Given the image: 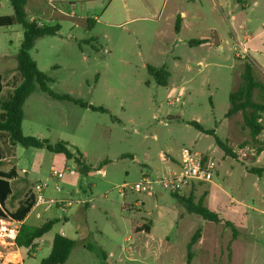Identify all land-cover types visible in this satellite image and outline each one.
Returning <instances> with one entry per match:
<instances>
[{
  "label": "rangeland",
  "instance_id": "1",
  "mask_svg": "<svg viewBox=\"0 0 264 264\" xmlns=\"http://www.w3.org/2000/svg\"><path fill=\"white\" fill-rule=\"evenodd\" d=\"M252 7L243 12L242 0L27 1V21L60 26L55 35L37 39L31 51L52 80L49 87L104 111L52 99L36 84L23 105V133L51 144L67 142L95 168L106 163L82 175L64 155L12 145L9 135L0 133L8 159L0 169L17 175L9 210L46 182L44 203L26 224L57 220L31 252L22 248L23 264H40L49 256L56 234L76 241L65 264H188L187 247L198 230L190 264H264V174L249 171L264 167V151L256 152L264 148V131L256 144L241 113L226 117L230 94L250 60L239 40L246 33L254 37L264 21ZM13 14L11 1L0 0V16ZM23 39V25L0 28V100H8L22 82L17 57ZM201 40L206 42L194 43ZM149 67H166L168 85L159 84ZM257 76L264 82V75L257 71ZM193 123L215 130L237 158L226 156L215 136ZM184 148L214 163L213 183L180 197L159 186L149 193L121 192L142 174L157 178L179 170ZM54 171L63 177H53ZM191 195L193 203L203 199L222 221L190 212L182 198Z\"/></svg>",
  "mask_w": 264,
  "mask_h": 264
},
{
  "label": "trees",
  "instance_id": "2",
  "mask_svg": "<svg viewBox=\"0 0 264 264\" xmlns=\"http://www.w3.org/2000/svg\"><path fill=\"white\" fill-rule=\"evenodd\" d=\"M13 6L14 14L7 16H0V28L12 27L15 25H23L24 27V39L18 54V69L22 77V82L18 85L8 100H0V110L4 112L5 118L0 120V133H7L9 135L10 143L12 145L20 144L25 148L46 149L49 152L55 154L64 155L67 160L73 161L76 169L82 175H91L97 171L102 170L101 163L97 168L90 165L83 155L75 149L72 150V146L67 142H57L51 144L46 139H40L34 136H25L23 133V105L26 99L35 91L36 84L39 85L40 90L47 94L50 98L59 101H68L79 105L84 108H90L94 111H104L103 108H97L85 103L83 100L75 99L67 95H59L55 93L50 87L49 83L52 81L43 71H41L31 55V51L35 46L37 39L55 35L60 30V26L47 27L45 25L40 26L36 20H26V4L28 0H10ZM182 25V17L179 16L176 21L175 31L180 32ZM205 40L195 41V44H203ZM149 71L155 76L159 84L167 86L171 74L166 67L153 68L149 67ZM241 84L239 87L230 94L231 107L228 110L226 117L230 118L238 113L243 116V126L249 130L250 136L254 143L259 144V136L264 131V126L261 123L262 115H264V82L258 79L257 67L253 61L248 60L245 63V69L241 77ZM3 84L0 81V94L3 90ZM256 91L259 92V98H255ZM194 127L198 130L215 136L217 145L223 150L226 156L237 158L236 153L232 148L227 145V142L219 138L216 135L215 130H204L199 123H193ZM264 151L262 145H260L256 152L259 156ZM3 154L0 147V165H2ZM203 163L206 164L209 161L207 156H203ZM251 174L262 177L264 174V167L251 168ZM16 177L15 172L0 171V218L5 219L11 217L19 223L24 221L26 216L30 213L31 209L36 204V198L31 195L23 204H21L15 212H5L4 203L12 194V187L10 180ZM200 185H203L200 183ZM196 186L190 188V194L195 190ZM175 197H180L179 194H173ZM183 202L189 204L188 209L190 212L199 215L205 221L212 223H220L222 220L218 212L210 209L204 205L203 199H200L198 203L192 202V195L189 198H182ZM57 220H49L40 227H35L23 222L20 225L19 233L17 235L16 243L20 248L34 247L37 240L44 237L49 233ZM228 225H230L228 223ZM144 231L150 234L149 228H144ZM201 238V231L198 230L192 237L188 244V264H190L192 258V248ZM76 247V241L61 235L56 234L52 241V249L49 256L42 259L40 264H65L72 251ZM30 255V254H29ZM229 259H231V247L229 246Z\"/></svg>",
  "mask_w": 264,
  "mask_h": 264
},
{
  "label": "built area",
  "instance_id": "3",
  "mask_svg": "<svg viewBox=\"0 0 264 264\" xmlns=\"http://www.w3.org/2000/svg\"><path fill=\"white\" fill-rule=\"evenodd\" d=\"M203 156L188 148L181 152L179 161V170L170 171L165 177H152L148 174H142L141 180L135 184H123L120 187L122 193L127 190L140 193H149L161 187L162 190L172 194H182L189 188L202 184L213 183L215 178L214 163L208 161L203 163ZM53 177L62 178L63 173H52ZM47 187L46 182H40L35 186L37 204L44 203L41 195ZM57 190L60 187L57 186ZM20 223L11 217L0 218V264H23L22 248L16 243L19 233ZM34 247L25 249L31 252Z\"/></svg>",
  "mask_w": 264,
  "mask_h": 264
},
{
  "label": "crops",
  "instance_id": "4",
  "mask_svg": "<svg viewBox=\"0 0 264 264\" xmlns=\"http://www.w3.org/2000/svg\"><path fill=\"white\" fill-rule=\"evenodd\" d=\"M242 6H243V12H246L247 8H250L251 6H253L252 7V12L255 13L256 15H260L261 14L264 17V0H252V2L250 0H242ZM231 19H232V21H236L237 20V16L235 14H233ZM247 22L248 23H252V19H248ZM239 46L242 48L243 53L246 55L245 58H249L250 60H252L255 63L256 67H257L258 73H261L262 75H264V21L262 22L261 29L256 33V35L253 37V36H249L246 33L244 35V37H243V40L242 41L239 40ZM236 56L240 57V54H237ZM241 58H243V57L241 56ZM245 58H243V59H245ZM7 160L8 159H4L3 158V161H7ZM0 171H4V170L0 169ZM4 172H7V171H4ZM16 177H17V175H16ZM14 179H15V177L10 180L11 187H13L12 181ZM36 194L31 193L27 198H25V200H23V201L20 200L17 208L21 204H23L31 195H34L35 198H36ZM14 197H15L14 189L12 188V194L6 200V202L4 203V206H3L4 207L3 210L5 212L12 213V212H15L17 210V208H16L15 210L10 211L8 206H7L8 201L13 199ZM36 201H37V199H36ZM141 204L144 205V202H142ZM37 205L38 204L36 202L35 206L31 209L30 213L32 212V210ZM29 214L26 216L24 221L20 222V225L23 222L26 223ZM36 244H37V241L35 243V246H36Z\"/></svg>",
  "mask_w": 264,
  "mask_h": 264
}]
</instances>
